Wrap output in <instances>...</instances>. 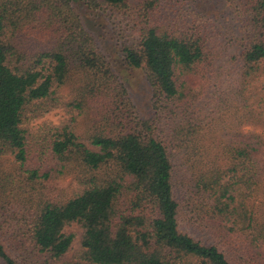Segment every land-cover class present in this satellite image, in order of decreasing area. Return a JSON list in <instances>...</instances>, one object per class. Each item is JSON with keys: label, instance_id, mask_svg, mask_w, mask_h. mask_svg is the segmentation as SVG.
<instances>
[{"label": "trees", "instance_id": "obj_1", "mask_svg": "<svg viewBox=\"0 0 264 264\" xmlns=\"http://www.w3.org/2000/svg\"><path fill=\"white\" fill-rule=\"evenodd\" d=\"M200 1L0 0V264H264V0L227 59ZM75 2L134 22L154 117Z\"/></svg>", "mask_w": 264, "mask_h": 264}, {"label": "rangeland", "instance_id": "obj_2", "mask_svg": "<svg viewBox=\"0 0 264 264\" xmlns=\"http://www.w3.org/2000/svg\"><path fill=\"white\" fill-rule=\"evenodd\" d=\"M189 3H191L190 0L187 4ZM197 5L199 6L197 7ZM197 5H194V7L206 14V24L212 15L213 21L210 22L209 34L212 36L213 43L221 47L223 56L227 59L228 55L236 51L235 35L238 34L242 26L236 8L233 7L234 3L229 0H201ZM74 7L86 30L94 37L99 51L109 60L119 80L128 89L129 97L137 107L139 115L146 119L154 117L153 90L145 73L142 70L128 67L124 59L123 48L125 43L137 38L134 22L124 12L111 9L94 11L81 2H75ZM255 87L264 91V74L255 82ZM64 117L65 113L63 111H54L34 125L37 126L43 121L59 124ZM244 131L246 133L262 132L249 126L245 127ZM32 163L37 165L35 160ZM65 232L77 234V241L65 257V260H70L79 249L82 229L77 225H73L67 227ZM29 260L32 261H28L27 264H43L45 259L39 255Z\"/></svg>", "mask_w": 264, "mask_h": 264}]
</instances>
